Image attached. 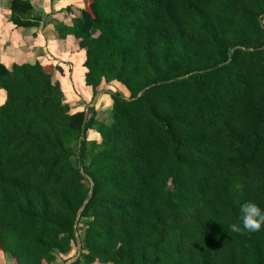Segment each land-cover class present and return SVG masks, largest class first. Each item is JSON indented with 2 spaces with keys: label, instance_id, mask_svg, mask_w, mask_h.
Returning <instances> with one entry per match:
<instances>
[{
  "label": "trees",
  "instance_id": "obj_1",
  "mask_svg": "<svg viewBox=\"0 0 264 264\" xmlns=\"http://www.w3.org/2000/svg\"><path fill=\"white\" fill-rule=\"evenodd\" d=\"M58 39L84 52L108 122L73 113L52 65L0 64V252L12 264H264V0H82ZM10 23L32 28L28 0ZM89 133L99 141L88 149ZM85 220L83 236L77 226Z\"/></svg>",
  "mask_w": 264,
  "mask_h": 264
},
{
  "label": "crops",
  "instance_id": "obj_2",
  "mask_svg": "<svg viewBox=\"0 0 264 264\" xmlns=\"http://www.w3.org/2000/svg\"><path fill=\"white\" fill-rule=\"evenodd\" d=\"M28 1L33 8L32 19L34 20L32 21L37 26L24 29L16 28L10 23L9 0H0V64L10 67L13 64L39 62L43 66L59 67L62 74L56 72L54 78L59 82L64 100L73 113L82 112L84 109L86 112L90 109L96 112V108L102 103L111 106L109 96L98 93L96 101L94 100L96 104L89 105L91 108H86L93 97V92L84 83L86 72L82 67L85 60L84 52L71 53L74 45L72 36H67L63 40L58 39L57 27L59 25L71 26L72 21L79 17V13L83 9V1ZM4 99V93L0 91V106ZM77 100H79L78 103ZM100 102L102 103L100 104ZM78 253L79 250L76 254L73 252L69 256L63 257V260H66L64 264H72Z\"/></svg>",
  "mask_w": 264,
  "mask_h": 264
},
{
  "label": "rangeland",
  "instance_id": "obj_3",
  "mask_svg": "<svg viewBox=\"0 0 264 264\" xmlns=\"http://www.w3.org/2000/svg\"><path fill=\"white\" fill-rule=\"evenodd\" d=\"M75 92V91H74ZM93 92V91H92ZM106 92H118L120 94H122L124 97L128 98V93L125 91V89L123 87H121L119 84L115 83V82H112V83H109V84H102V86L100 88H98L97 90V93L94 95L93 93V97L92 99L90 100L89 104H87V107H89V105H95L96 102H94V100L96 101V96L98 93H104L106 94ZM77 96V94H76ZM79 102V100H77V103ZM94 102V104H92ZM102 102H100L101 104ZM91 108V107H89ZM96 118L98 119V121H103V122H108L110 117H111V106H108L105 104H101L98 108H96ZM86 109H84V111L82 112H86L85 111ZM73 112V111H72ZM98 136L94 133H89L88 134V137H87V142H88V149L90 150L91 148V144L92 143H95V142H98ZM84 223H85V220H82L79 225L77 226V233H78V236L82 237L83 236V233H84ZM0 264H12L11 262V259L7 256V255H4L0 252Z\"/></svg>",
  "mask_w": 264,
  "mask_h": 264
},
{
  "label": "clouds",
  "instance_id": "obj_4",
  "mask_svg": "<svg viewBox=\"0 0 264 264\" xmlns=\"http://www.w3.org/2000/svg\"><path fill=\"white\" fill-rule=\"evenodd\" d=\"M240 223L230 224L229 228L232 232L241 233L244 232H258L264 227V208H261L258 204L246 201L240 205Z\"/></svg>",
  "mask_w": 264,
  "mask_h": 264
}]
</instances>
